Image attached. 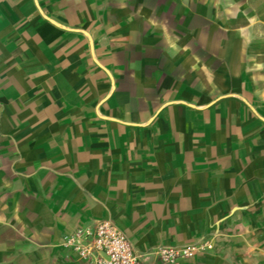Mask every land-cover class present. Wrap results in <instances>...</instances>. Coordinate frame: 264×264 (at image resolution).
<instances>
[{"label": "crops", "instance_id": "0c3cea01", "mask_svg": "<svg viewBox=\"0 0 264 264\" xmlns=\"http://www.w3.org/2000/svg\"><path fill=\"white\" fill-rule=\"evenodd\" d=\"M264 264V0H0V264Z\"/></svg>", "mask_w": 264, "mask_h": 264}, {"label": "built area", "instance_id": "2783aa9c", "mask_svg": "<svg viewBox=\"0 0 264 264\" xmlns=\"http://www.w3.org/2000/svg\"><path fill=\"white\" fill-rule=\"evenodd\" d=\"M63 247L75 252L87 264H144L125 232L111 219L78 226L62 240ZM211 240L184 246H159L155 253L165 264H179L213 249Z\"/></svg>", "mask_w": 264, "mask_h": 264}]
</instances>
